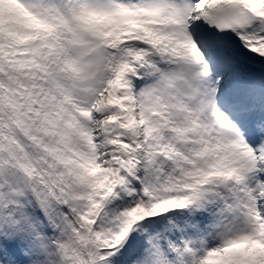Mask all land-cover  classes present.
Returning <instances> with one entry per match:
<instances>
[{"label": "snow or ice", "instance_id": "1", "mask_svg": "<svg viewBox=\"0 0 264 264\" xmlns=\"http://www.w3.org/2000/svg\"><path fill=\"white\" fill-rule=\"evenodd\" d=\"M0 264H264V0H0Z\"/></svg>", "mask_w": 264, "mask_h": 264}]
</instances>
